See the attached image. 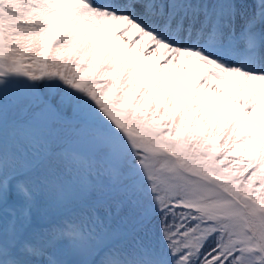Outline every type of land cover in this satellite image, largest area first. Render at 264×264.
<instances>
[{"label": "snow or ice", "instance_id": "obj_1", "mask_svg": "<svg viewBox=\"0 0 264 264\" xmlns=\"http://www.w3.org/2000/svg\"><path fill=\"white\" fill-rule=\"evenodd\" d=\"M0 264H264V0H0Z\"/></svg>", "mask_w": 264, "mask_h": 264}]
</instances>
